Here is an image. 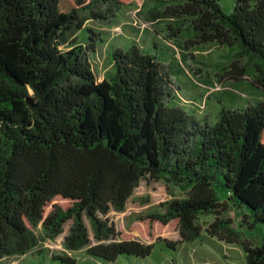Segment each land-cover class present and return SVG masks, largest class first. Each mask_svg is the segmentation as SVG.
<instances>
[{
	"label": "trees",
	"instance_id": "obj_1",
	"mask_svg": "<svg viewBox=\"0 0 264 264\" xmlns=\"http://www.w3.org/2000/svg\"><path fill=\"white\" fill-rule=\"evenodd\" d=\"M133 2L0 0V264L38 246L39 227L55 239L69 220L64 246L87 248V264H118L124 256L165 264L180 242L143 243L104 219L111 207L124 210L145 178L169 176L189 197L161 202L132 222L175 220L182 239L195 241L199 215L219 214L226 204L214 186L221 176L228 201L247 210L243 222L264 226V100L241 103L242 95L227 92L214 121L197 117L180 103L168 72L175 62L156 54V43L148 53L136 42L113 48V71L97 80L93 59L105 35L86 22L112 25ZM162 4L156 18L166 17L164 30L225 47L230 67L242 61L250 77L234 86L264 98V0H226L230 12L221 0ZM74 31L80 37L68 39ZM219 225L216 218L208 233L222 238ZM243 249L246 264H264V243ZM51 262L79 264L64 252Z\"/></svg>",
	"mask_w": 264,
	"mask_h": 264
},
{
	"label": "rangeland",
	"instance_id": "obj_2",
	"mask_svg": "<svg viewBox=\"0 0 264 264\" xmlns=\"http://www.w3.org/2000/svg\"><path fill=\"white\" fill-rule=\"evenodd\" d=\"M165 1L134 0L132 4L122 7L117 12L118 15L114 18L112 25L94 20L86 22L89 27L100 30L105 35L103 43L98 48V55L93 59V69L97 80L102 81L107 73L113 71L112 63L108 58L110 50L113 48L127 47L130 43L136 42L143 52L148 53L155 49L156 43L158 50L155 49L154 52L159 55L165 53L175 62V68L171 67L168 72L173 83L179 88L178 93L182 98L180 103H187L183 105L189 106L197 117L214 121L221 109V103H224L223 98L227 92L242 95L241 103L253 101L254 98L264 100L259 93L247 87L234 86L240 81L245 83V80L250 77L246 76V72H242V69H246L242 61L237 60L238 63H235L237 66L230 67L231 60L227 58L228 51L225 47L216 43L195 45L188 35L177 38L173 32L164 30L162 23L166 17L156 18V16L165 9L166 6L162 4ZM225 3L226 0H221L223 9L230 12ZM75 37H80L79 31L71 33L68 39L72 40ZM68 44V42L64 43L65 46ZM165 65L170 66V63H165ZM219 101L222 102L219 103ZM220 179L221 182L215 183L214 186L220 203L226 204L220 208L219 214L207 212L199 215L202 234L195 241L186 242L182 239L180 227L175 220L168 225L157 223L150 226L148 222H132L130 219L133 215L146 213L161 202L189 197V190L182 189L169 176L142 179L127 200L124 210L119 211L111 207L104 219L108 221L109 226H114L127 238L143 243H154L158 238L180 242L177 252H168L169 255H164L166 261L173 260V264H246L243 245L256 247L263 244L264 226L256 225L251 229L243 222L247 210L233 201H228V190L222 185L221 176ZM57 201L62 205L67 204L61 200ZM216 218L221 223L218 226V231L222 238L211 236L208 233V229ZM84 223L88 229L91 245H95L97 243L95 230L87 216H84ZM72 226L73 220L65 222L63 232L55 239H50L39 227L36 230V235L40 239L38 246L24 256H9L2 262L4 264H51L52 257L64 252L76 259L79 264H87V248L70 251L64 246L65 237L70 234ZM224 238H231V241ZM161 240L156 245L160 246L164 242ZM157 251L159 252V248ZM153 260V258L145 260L124 256L119 259L118 264H145L146 261L153 264L151 262Z\"/></svg>",
	"mask_w": 264,
	"mask_h": 264
}]
</instances>
